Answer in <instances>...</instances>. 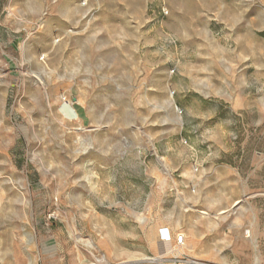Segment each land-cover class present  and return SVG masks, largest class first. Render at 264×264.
<instances>
[{
  "label": "rangeland",
  "instance_id": "obj_1",
  "mask_svg": "<svg viewBox=\"0 0 264 264\" xmlns=\"http://www.w3.org/2000/svg\"><path fill=\"white\" fill-rule=\"evenodd\" d=\"M0 264H264V0H0Z\"/></svg>",
  "mask_w": 264,
  "mask_h": 264
},
{
  "label": "built area",
  "instance_id": "obj_2",
  "mask_svg": "<svg viewBox=\"0 0 264 264\" xmlns=\"http://www.w3.org/2000/svg\"><path fill=\"white\" fill-rule=\"evenodd\" d=\"M164 239H167V240H169L170 239V236L168 235V236H166L165 234H164ZM184 241H185V236L183 235V234H178L177 236H176V242H177V244L178 245H183L184 244Z\"/></svg>",
  "mask_w": 264,
  "mask_h": 264
},
{
  "label": "crops",
  "instance_id": "obj_3",
  "mask_svg": "<svg viewBox=\"0 0 264 264\" xmlns=\"http://www.w3.org/2000/svg\"><path fill=\"white\" fill-rule=\"evenodd\" d=\"M165 231H169V230H165ZM186 236H187L188 240L191 239V234H190V232H186Z\"/></svg>",
  "mask_w": 264,
  "mask_h": 264
},
{
  "label": "bare ground",
  "instance_id": "obj_4",
  "mask_svg": "<svg viewBox=\"0 0 264 264\" xmlns=\"http://www.w3.org/2000/svg\"><path fill=\"white\" fill-rule=\"evenodd\" d=\"M164 234L166 235V236H170L171 234H170V232L169 231H164Z\"/></svg>",
  "mask_w": 264,
  "mask_h": 264
}]
</instances>
